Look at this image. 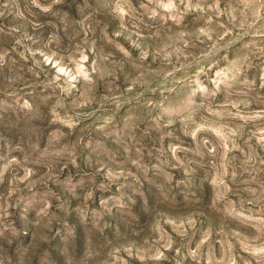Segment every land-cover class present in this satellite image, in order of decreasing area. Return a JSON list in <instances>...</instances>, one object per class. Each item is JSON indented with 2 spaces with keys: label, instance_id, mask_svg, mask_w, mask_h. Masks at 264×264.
Wrapping results in <instances>:
<instances>
[{
  "label": "rangeland",
  "instance_id": "1",
  "mask_svg": "<svg viewBox=\"0 0 264 264\" xmlns=\"http://www.w3.org/2000/svg\"><path fill=\"white\" fill-rule=\"evenodd\" d=\"M0 264H264V0H0Z\"/></svg>",
  "mask_w": 264,
  "mask_h": 264
}]
</instances>
